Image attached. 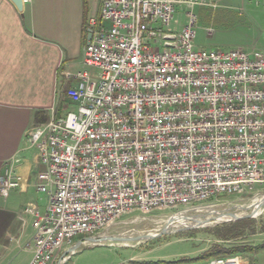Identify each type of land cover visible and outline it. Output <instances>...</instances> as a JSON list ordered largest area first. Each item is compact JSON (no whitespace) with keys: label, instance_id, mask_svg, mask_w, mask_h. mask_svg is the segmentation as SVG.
Listing matches in <instances>:
<instances>
[{"label":"built area","instance_id":"built-area-1","mask_svg":"<svg viewBox=\"0 0 264 264\" xmlns=\"http://www.w3.org/2000/svg\"><path fill=\"white\" fill-rule=\"evenodd\" d=\"M216 6L101 0L86 26L83 63L94 71L67 73L76 81L64 92L72 108L30 132L42 167L36 188L49 202L44 213L23 210L34 217L29 264H56L59 250L134 212L180 210L212 222L264 200V54L198 49L192 10ZM179 9L188 19L175 32ZM18 163L0 175L4 198L20 186ZM236 197L251 204L230 208Z\"/></svg>","mask_w":264,"mask_h":264},{"label":"crops","instance_id":"crops-1","mask_svg":"<svg viewBox=\"0 0 264 264\" xmlns=\"http://www.w3.org/2000/svg\"><path fill=\"white\" fill-rule=\"evenodd\" d=\"M100 9L101 0H23L22 8L0 0V175L18 159L20 176V186L8 198L0 195V264L22 253L24 264L33 257L27 244L35 232L34 217L23 210L34 204L44 213L49 198L36 188L42 167L30 132L62 110L66 88L76 85L66 74L84 70L86 26ZM66 250L57 252L58 261Z\"/></svg>","mask_w":264,"mask_h":264},{"label":"rangeland","instance_id":"rangeland-1","mask_svg":"<svg viewBox=\"0 0 264 264\" xmlns=\"http://www.w3.org/2000/svg\"><path fill=\"white\" fill-rule=\"evenodd\" d=\"M245 3V4H244ZM264 0H217V6L196 7L192 13L197 16L195 46L207 50L244 49L247 52L257 51L264 54ZM173 23V31L179 32L187 24V10L179 9ZM84 62V60H83ZM83 68L91 72L83 64ZM61 115L72 108L71 104L62 97ZM57 113V112H56ZM228 206L247 207L251 204L248 198L227 199ZM255 208L237 210V216H246ZM194 212L183 213L180 210H154L150 214L134 212L118 219L114 224L102 230L99 236L138 237L158 234L168 224L172 217H192ZM204 220V218H202ZM252 223L242 228L236 236L222 237L225 229L237 221L222 223L211 222L195 228L194 220H188V226L173 227L168 233L155 238L131 242H103L102 245L83 244L80 249L71 255L62 264H208L201 262H181L197 258L216 246L224 248L243 247L254 248L264 245V208L261 213L249 218ZM243 220V219H242ZM239 221V220H238ZM176 223V222H175ZM128 244L124 245V244ZM27 255L20 254L8 261V264H24ZM244 264H264V248L259 252L238 253ZM222 258V257H220ZM59 263V259H56ZM71 260V261H70Z\"/></svg>","mask_w":264,"mask_h":264},{"label":"water","instance_id":"water-1","mask_svg":"<svg viewBox=\"0 0 264 264\" xmlns=\"http://www.w3.org/2000/svg\"><path fill=\"white\" fill-rule=\"evenodd\" d=\"M13 1L19 8H22L23 0H13ZM90 40H91V35H88V43L90 42ZM258 208H264V200L261 201L259 203V206H256L255 209L253 210V212L251 214H249V215H246V216H237L235 214H229V215L232 218V221H238V220H242V219L254 218V217H256L254 212ZM189 220H193V219L190 218ZM173 223H174V217H172L169 220L168 224L163 228V230H161L160 233L155 234L154 236L144 235V236H138V237H117V236H94V237H88L85 240L78 241L73 247L68 249L65 252V254L63 255V257L61 258V260L59 261L58 264H62L63 259L66 256L70 257L71 255L75 254L80 249V247L83 244H87L88 243V244H94V245H102L103 242H107V241H110V242H131V241L147 240V239L155 238V237L162 236V235L168 233L169 230L173 227ZM202 225H203V223L198 221L196 225L190 226L188 228H195V227L202 226Z\"/></svg>","mask_w":264,"mask_h":264},{"label":"trees","instance_id":"trees-1","mask_svg":"<svg viewBox=\"0 0 264 264\" xmlns=\"http://www.w3.org/2000/svg\"><path fill=\"white\" fill-rule=\"evenodd\" d=\"M58 111H59V108H58ZM251 223H252V220L250 219L239 220L235 222L231 227H228L227 229H225V232L222 233V237L228 238V237L236 236L238 232L241 231L242 228L247 227ZM263 248H264V245H258V246H255L254 248H248L246 246L233 247V248H224L221 246H216L212 248L211 250L198 256L197 258L178 261V262L179 263L181 262L193 263V262L207 261L211 258L229 257V256L236 255L238 253H245V252L247 253L256 252L257 253Z\"/></svg>","mask_w":264,"mask_h":264},{"label":"bare ground","instance_id":"bare-ground-1","mask_svg":"<svg viewBox=\"0 0 264 264\" xmlns=\"http://www.w3.org/2000/svg\"><path fill=\"white\" fill-rule=\"evenodd\" d=\"M259 203L260 202H258V203H256L255 205H254V208L256 207V206H259ZM261 211H262V208H258V209H256V211L254 212L255 213V215L256 216H258L260 213H261ZM177 216H175L174 218H176ZM229 217H230V215H218V216H215L214 217V219H213V222H215V223H222V222H227L228 220H229ZM195 220H199L198 218H195ZM176 222V223H175ZM188 219H187V217H180V218H178V219H174V224H175V226L176 227H178V228H180V227H186V226H188ZM195 222V221H194ZM203 223V225H209L211 222L209 221V219L208 220H205V221H203L202 222ZM151 235V234H150ZM152 236V235H151ZM124 245H127L128 246V244H124Z\"/></svg>","mask_w":264,"mask_h":264}]
</instances>
